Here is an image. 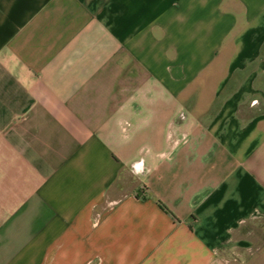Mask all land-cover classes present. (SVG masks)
<instances>
[{
    "label": "crops",
    "instance_id": "0c3cea01",
    "mask_svg": "<svg viewBox=\"0 0 264 264\" xmlns=\"http://www.w3.org/2000/svg\"><path fill=\"white\" fill-rule=\"evenodd\" d=\"M0 264H264V0H0Z\"/></svg>",
    "mask_w": 264,
    "mask_h": 264
}]
</instances>
